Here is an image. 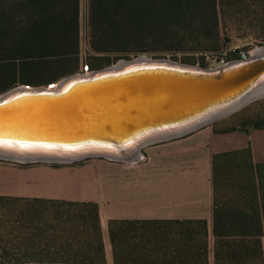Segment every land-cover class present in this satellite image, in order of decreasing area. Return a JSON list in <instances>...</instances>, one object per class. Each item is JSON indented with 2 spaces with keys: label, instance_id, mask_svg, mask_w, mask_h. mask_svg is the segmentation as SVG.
<instances>
[{
  "label": "trees",
  "instance_id": "1",
  "mask_svg": "<svg viewBox=\"0 0 264 264\" xmlns=\"http://www.w3.org/2000/svg\"><path fill=\"white\" fill-rule=\"evenodd\" d=\"M87 1L88 47L107 65L141 53L216 51L225 19L254 18L264 39V0ZM80 3L0 0V94L49 87L78 71ZM212 175L215 264H264V163L255 164L249 150L225 153L214 157ZM189 222L203 264L207 224ZM102 262L97 204L0 197V264Z\"/></svg>",
  "mask_w": 264,
  "mask_h": 264
},
{
  "label": "water",
  "instance_id": "2",
  "mask_svg": "<svg viewBox=\"0 0 264 264\" xmlns=\"http://www.w3.org/2000/svg\"><path fill=\"white\" fill-rule=\"evenodd\" d=\"M117 65L90 79L67 77L54 90L20 86L2 94L0 159L115 158L113 150L190 133L264 98V52L211 69L146 56Z\"/></svg>",
  "mask_w": 264,
  "mask_h": 264
},
{
  "label": "crops",
  "instance_id": "3",
  "mask_svg": "<svg viewBox=\"0 0 264 264\" xmlns=\"http://www.w3.org/2000/svg\"><path fill=\"white\" fill-rule=\"evenodd\" d=\"M219 122L145 144L126 159H0V197L97 204L101 264H199L189 221L204 220L208 253L200 263L215 264L213 159L249 150L255 164L264 163V126L222 131Z\"/></svg>",
  "mask_w": 264,
  "mask_h": 264
},
{
  "label": "rangeland",
  "instance_id": "4",
  "mask_svg": "<svg viewBox=\"0 0 264 264\" xmlns=\"http://www.w3.org/2000/svg\"><path fill=\"white\" fill-rule=\"evenodd\" d=\"M87 0H81L80 9V25H81V36H80V55H79V66L78 71L74 74L64 76L60 78L56 83H59L63 79L74 76L80 73L82 66L89 65L91 63L94 65L93 71H101L107 67L116 65L119 61L125 60L121 59L117 62H113L107 65V61L103 60H93L94 54L88 47L87 40ZM250 17L248 19H225L222 20L221 29V43L220 47L216 51H198V50H183V51H166V52H149L141 53L129 60H133L139 56H146L150 59H167L170 61L177 62L179 64L192 65L204 69H211L222 66L230 61L237 60L239 52L248 51L251 53L256 48H261L264 46V39L259 35V30L257 27V22ZM112 60L113 55H104ZM251 56V55H250ZM176 58V60H173ZM227 59H231L226 61ZM195 61L196 63H193ZM205 63V67L201 66V62ZM53 84V83H52ZM27 86V85H19ZM54 85L50 86L53 87ZM42 87V86H38ZM16 88V87H14ZM13 89V88H12ZM2 94H0L1 96ZM219 129L223 130L226 128H249L255 127L257 125H264V98L256 99L253 102L245 105L232 115L220 120ZM109 159L107 157H87L84 159Z\"/></svg>",
  "mask_w": 264,
  "mask_h": 264
},
{
  "label": "bare ground",
  "instance_id": "5",
  "mask_svg": "<svg viewBox=\"0 0 264 264\" xmlns=\"http://www.w3.org/2000/svg\"><path fill=\"white\" fill-rule=\"evenodd\" d=\"M263 52H264V48H256V49H254L253 51H251V56H252V57L260 56V55L263 54ZM120 65H121V63H120ZM120 65H117V66L114 65V67H118V66H120ZM102 74H104V72H102V71H99V72L93 71V72L88 73V74H76V75H80L81 77H79V78H81V79H90V78H93V77L100 76V75H102ZM72 80H74V79H70V80L67 82V84H68L70 81H72ZM259 86L261 87V89H259V90H260L259 93H264V78H263V80L260 81ZM57 87H58V83H56L53 87H49V88H50V90H54V89H56ZM30 88H31V87H30ZM258 88H259V87H258ZM145 141H146V140H142L141 143L139 142L138 144L133 145V146H131V147L125 149V151H118V149H117V151L113 150L114 152H111V153H113L111 156H112V157H115V158H124V159H126V158H129V157L133 156L134 154L136 155V152L138 151V149L140 148V146H141ZM82 152H83V151H82ZM18 153H21V152L19 151ZM137 153H138V152H137ZM25 154H27V155L31 154V155H33V156H36V155L39 154V153H34V154H33V153H25ZM44 154H45V156H46V155H50L51 153L44 152ZM57 154L62 155V156H58ZM74 154H79V153H68V154H64V153H55L54 155H50V156H52V157H58V158H66L65 156L71 157V155L73 156Z\"/></svg>",
  "mask_w": 264,
  "mask_h": 264
},
{
  "label": "built area",
  "instance_id": "6",
  "mask_svg": "<svg viewBox=\"0 0 264 264\" xmlns=\"http://www.w3.org/2000/svg\"><path fill=\"white\" fill-rule=\"evenodd\" d=\"M86 36H87V40H88V34L87 33H86ZM250 55H251V53L248 52V51H241V52H239L238 60L239 61H246V60H248V59H250L252 57ZM91 72H92V69H90V67L88 65H85V66L81 67L79 74H88V73H91Z\"/></svg>",
  "mask_w": 264,
  "mask_h": 264
}]
</instances>
